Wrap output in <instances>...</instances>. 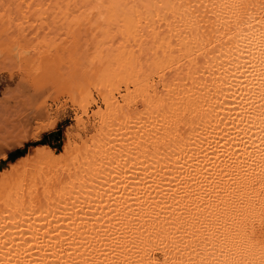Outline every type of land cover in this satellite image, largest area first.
Returning <instances> with one entry per match:
<instances>
[{
  "label": "bare ground",
  "instance_id": "bare-ground-1",
  "mask_svg": "<svg viewBox=\"0 0 264 264\" xmlns=\"http://www.w3.org/2000/svg\"><path fill=\"white\" fill-rule=\"evenodd\" d=\"M0 62L103 118L0 169V264H264V0H0Z\"/></svg>",
  "mask_w": 264,
  "mask_h": 264
},
{
  "label": "rangeland",
  "instance_id": "rangeland-1",
  "mask_svg": "<svg viewBox=\"0 0 264 264\" xmlns=\"http://www.w3.org/2000/svg\"><path fill=\"white\" fill-rule=\"evenodd\" d=\"M58 32V29L51 30L48 34L51 36L47 37L55 35L62 37ZM0 89L3 90L0 93V156L7 153L14 154V159L8 162L14 165L31 159L41 147L46 146L61 153L66 143L65 139L73 140L79 134H94V128L103 119L99 116L100 121L98 116H94L98 107H101L96 95L95 103L87 102L86 106L74 102L65 94L47 97L48 114L39 115L30 109L32 106L29 96L31 98L32 91H27L28 88L19 85L15 65L11 62H0ZM33 121L37 123L33 124ZM64 123H67L64 135L54 134L57 126ZM31 150L33 153L30 152ZM5 165L0 164V169Z\"/></svg>",
  "mask_w": 264,
  "mask_h": 264
},
{
  "label": "snow or ice",
  "instance_id": "snow-or-ice-1",
  "mask_svg": "<svg viewBox=\"0 0 264 264\" xmlns=\"http://www.w3.org/2000/svg\"><path fill=\"white\" fill-rule=\"evenodd\" d=\"M2 89H0V93H2ZM37 123V121H33V124ZM67 127V123L61 124L57 126L56 133L54 134H59V135H64V129ZM14 159V154L12 153H7L2 156H0V164H7L9 161Z\"/></svg>",
  "mask_w": 264,
  "mask_h": 264
}]
</instances>
